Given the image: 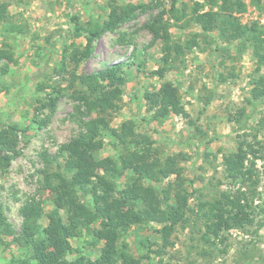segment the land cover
Wrapping results in <instances>:
<instances>
[{"label":"rangeland","instance_id":"rangeland-1","mask_svg":"<svg viewBox=\"0 0 264 264\" xmlns=\"http://www.w3.org/2000/svg\"><path fill=\"white\" fill-rule=\"evenodd\" d=\"M115 1L122 6L151 8L138 11L134 20L116 32L104 33L92 44L89 59L74 62L76 50L89 46L85 32L75 36V18L84 28L95 29L107 20L111 0H0L8 5L7 19L0 23V55L8 52L11 57L0 60V131L16 127L19 138V153L11 167L7 172L0 169V206L8 223L16 234H22L26 222L22 210L32 201L42 210L39 224L48 225L54 206L52 195L43 187L44 174L63 168L60 148L95 116L86 115L75 99L79 85L70 87L68 72L92 74L129 62L111 127L120 129L123 123L134 122L138 133L153 140L158 158L178 157L185 180L178 195L188 200V209L187 221L179 224L170 238L172 245L163 247L158 234L162 225L143 223L120 237L118 249L143 264H264V212L247 231L231 230L224 238L210 241L204 239L206 227L200 218V204L234 190L223 159L243 142L253 144L259 152L260 159L249 157L247 164L255 160L258 192L264 200V99L252 98L259 77L264 79V63L257 72L253 48L241 45L245 39L228 42L217 29L204 32L188 22L195 3L203 0H178L177 17L189 14L181 21L164 16L173 42L185 47L181 55L174 51L167 55L164 43H151L153 35L145 28L151 16L170 10L172 0ZM242 1L246 11L234 16L243 25L258 23L264 27V0ZM190 42L198 45L187 49ZM168 82L179 89L186 116L161 117L156 109H149L145 94L158 92ZM52 88L62 90L54 109L47 105ZM103 142L100 158L118 160L124 152L122 146L111 143L107 135ZM131 176H137L135 170L123 172L124 178ZM124 178L111 181L119 186ZM175 178L145 185L161 191L174 184ZM176 192L172 191L173 198ZM79 197L83 202L92 198L82 192ZM97 227L98 223L93 225ZM0 238L4 242L0 243V264L30 263L26 248L13 241L14 236L0 232ZM70 241L73 251L66 256L70 261L81 256L95 260L104 245L101 242L92 247L93 239L86 230L78 231Z\"/></svg>","mask_w":264,"mask_h":264},{"label":"trees","instance_id":"trees-1","mask_svg":"<svg viewBox=\"0 0 264 264\" xmlns=\"http://www.w3.org/2000/svg\"><path fill=\"white\" fill-rule=\"evenodd\" d=\"M177 2L178 0H172L170 10H162L145 23V28L153 35L151 43L161 40L167 55L173 51L181 55L185 49L183 45L173 42L169 32L170 24L164 18L169 15L171 19L181 21L189 15L186 13L183 17H177L180 13ZM150 8L147 5L122 6L111 0L107 20L95 29L84 28L78 22L79 19L75 18V36L80 37L85 32L89 46L82 51L76 50L72 60L77 62L78 58L89 59L96 39L104 33L116 32L124 24L134 20L138 11L146 12ZM246 8L242 0H203V3H195L188 22L195 23L204 32L217 29L228 42L245 39L241 45L253 48L254 57L258 60V72L264 63V27L258 23L241 24L234 14L242 13ZM185 10L186 8L182 11L185 13ZM7 11L8 5L0 2V23L7 19ZM193 44L198 45L190 42L186 48L191 49ZM3 58L11 60L8 52L0 55V60ZM128 66L131 63L123 62L109 65L92 74L68 72L70 87L76 88L79 85L74 91L75 99L86 115L95 116L84 123V129L78 136L60 148L58 156L64 158L63 168L44 174L43 187L52 195L54 206L48 215V225L43 227L39 224L41 207L30 201L22 210L26 222L22 234L18 235L12 230L0 206V232L14 236L13 241L26 248L29 264H143L141 259L118 249L121 236L128 233L134 225L157 223L162 225L158 234L166 248L172 245L170 238L176 227L187 221L188 200L178 195L185 183L178 157L169 156L166 160L158 158L153 140L138 133L134 122H125L120 129L111 127V115L119 108L122 87L126 83L124 71ZM40 89L45 87L40 86ZM52 92L55 96H49L51 98L47 105L54 109L62 90L52 88ZM252 98L264 99L262 77H259L252 90ZM145 100L149 109H156L161 117L171 114L186 116L179 89L173 83L163 84L158 92L146 93ZM105 135L111 143L122 146L124 152L119 155L118 160L100 158ZM18 146L16 127L0 131L1 171L9 170L19 153ZM249 157L260 159L255 146L247 142L239 144L236 152L224 156L226 177L234 183V190L221 192L218 198L200 204V218L204 220L206 227L205 240H220L231 230L245 232L254 225L257 216L264 212V200L258 192L260 180L255 171V160L247 164ZM129 169L135 170L137 176L124 178L123 172ZM172 176L176 177L174 184H169L161 191L154 186L145 185V182L159 184ZM123 178L124 184L116 186L114 181ZM173 190L177 191L174 198ZM81 192L92 198L81 201ZM256 199L263 204H259L260 201ZM96 223L99 227L93 228ZM80 230H86L91 235L92 247L104 243L95 260L87 256L72 261L66 259L73 251L70 240ZM0 243H4L1 238Z\"/></svg>","mask_w":264,"mask_h":264}]
</instances>
